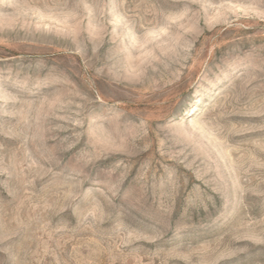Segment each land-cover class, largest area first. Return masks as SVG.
I'll list each match as a JSON object with an SVG mask.
<instances>
[{"label": "rangeland", "instance_id": "rangeland-1", "mask_svg": "<svg viewBox=\"0 0 264 264\" xmlns=\"http://www.w3.org/2000/svg\"><path fill=\"white\" fill-rule=\"evenodd\" d=\"M0 264H264V0H0Z\"/></svg>", "mask_w": 264, "mask_h": 264}]
</instances>
